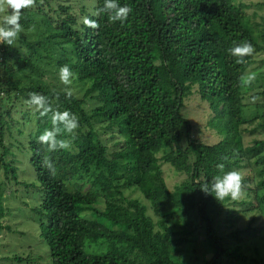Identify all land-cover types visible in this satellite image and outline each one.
<instances>
[{
	"label": "trees",
	"instance_id": "trees-1",
	"mask_svg": "<svg viewBox=\"0 0 264 264\" xmlns=\"http://www.w3.org/2000/svg\"><path fill=\"white\" fill-rule=\"evenodd\" d=\"M50 1L36 0V12ZM91 3V12L80 10L82 18L65 4L43 18L26 8L18 38L12 45L0 44L2 179L18 183L13 150L27 154L35 175L32 186L40 192L35 210L49 264H183L174 254L188 230L179 234L175 228L193 214L203 224L213 255L206 264H224L221 257L229 249L214 235L210 211L221 212L229 202L250 216L247 225L260 222L255 227L264 230V210L258 211L264 204V120L252 130L245 128L247 95L241 78L251 55L238 63L229 51L234 41H248L254 52L264 51L255 35L263 20L253 22L245 12L253 4L243 0H119L132 8L124 23L96 15L104 0ZM84 17L96 20L99 28L85 25ZM65 64L75 82L88 85L82 98H69L66 90L50 89L44 81L49 68L59 73ZM30 92L49 97L54 108L79 118L74 134L58 136L70 141L68 149L50 152L38 142L52 127L51 113L40 117L25 104ZM193 93L214 112L210 124L219 140L212 145L192 138V125L181 115L184 98ZM257 95L264 91L250 97ZM87 99L94 103L89 113L84 109ZM22 106L32 114L18 111ZM12 131L23 141L6 146L4 139ZM245 137L252 138L249 144ZM46 158L55 174L44 166ZM165 164L187 177L173 189L163 176ZM245 165L256 175L251 179L254 202L260 205L255 211L251 201L217 200L201 190L206 182L210 188L216 176ZM125 190H137L144 201L126 199ZM236 210L226 209L225 220H233ZM4 217L0 209V222ZM226 257V264H244L243 254ZM38 259L14 254L0 264H36Z\"/></svg>",
	"mask_w": 264,
	"mask_h": 264
},
{
	"label": "rangeland",
	"instance_id": "rangeland-1",
	"mask_svg": "<svg viewBox=\"0 0 264 264\" xmlns=\"http://www.w3.org/2000/svg\"><path fill=\"white\" fill-rule=\"evenodd\" d=\"M243 2L246 5L253 4V6H249L245 11L253 22L259 23L261 19L263 20L261 28L256 29L255 35L258 37L259 43L264 46V40H262L261 37L264 36V0H243ZM59 4L69 6L70 12L75 14L78 18H82V15L79 13L82 8H85L86 12L89 13L91 12L92 5L91 0H52L49 4L42 7L40 13L36 12L37 8L35 6L29 8L28 11H34L39 18H43L45 13L49 17L52 16V9L56 8ZM5 14L6 13H0V21H2ZM79 21H81V19ZM36 62L39 65L44 64L40 60ZM248 74H255L256 78L251 85H243L242 91L247 95V98L244 100L243 115L246 120L245 128L252 130L255 125L261 122L263 123L264 120V95H257L258 97L254 98L250 97L264 91V51L254 52L251 55V64L247 68L244 77ZM44 81L50 83V89L52 87L60 91L70 89L72 94L77 98H82L88 87V85L75 82L73 79L70 85H64L59 79V73L54 72L52 68H49V73L44 77ZM93 107L94 103L90 99H87L85 101V111L89 113V110ZM17 110H28V108L22 106L17 107ZM29 113L32 114L30 111ZM12 115H14V111ZM181 115L192 125L190 134L192 138L206 145H212L219 140L215 129L210 124L214 117V112L210 109L206 101L201 100L197 93H193L184 98ZM262 130L263 128H259L258 132ZM26 131H29V129H26ZM97 132L99 131L97 130ZM102 139L104 141H113L108 136H103ZM251 139V137H245V144H249ZM16 141L22 142L23 137L17 136L16 133L12 131L11 135H6L4 145L7 146ZM185 145L186 138L184 135L181 147L184 148ZM13 151L17 155L16 159H14V164L18 168V183L11 180H3L1 175L2 171H0V209L5 213L4 219L0 222L1 226L4 227L0 230V245L4 246L0 251V263L2 258L12 257L15 254L24 257L29 256V258L34 259L40 256L42 259H38L36 264H45L44 262L49 264L48 261L44 260V256L46 255L45 252L48 253V249L39 238V214L35 209L39 208L40 192L38 193L32 186L36 184L34 170L27 160V154L16 149ZM247 162V160L244 161L245 164H247ZM162 169L164 172V179L170 189H173L176 184L181 183L187 178L185 174L176 173L168 164L163 165ZM240 171L244 179L241 195L236 200L238 202L241 200L253 202L250 209L255 211V208H259L260 206L254 202L253 198L254 182L252 181L256 179V175L251 166L245 165ZM251 179L253 180L251 181ZM261 192L264 194V188L263 190L261 189ZM259 193L260 191L257 192V195ZM124 197L126 199L133 198L144 201V198L137 190H125ZM228 203L229 202L224 204L221 212H209V216L213 220L214 235L220 239L223 248L229 249L227 254L230 253L232 255L233 252L235 254H243L245 257L244 264H257L255 260L260 261L261 259L264 261V230L262 227L260 229L255 227V225L262 226V224L258 222L254 225L252 222L250 225H247V222L251 219L246 211H237V206H232ZM231 208L236 210V212L233 213L234 219H228V221H226L225 210H230ZM263 210L264 204L258 211L262 213ZM6 226L9 227V230L5 229ZM248 227H250V233L241 232L242 229ZM175 230L178 231L179 234H182L184 230H188V234L183 233L181 235L185 237L183 242L177 245L179 251L174 254L182 260L183 264H206L212 258V253H208L211 250L208 247V240H206L204 236L203 224L200 222L197 215L193 214L188 217V220L184 222L181 221V225L176 227ZM232 233H236V238L231 236ZM227 254L221 257V261L224 262V264L227 262ZM46 257L48 259L47 255ZM2 264L14 263H9L7 261V263L2 262Z\"/></svg>",
	"mask_w": 264,
	"mask_h": 264
},
{
	"label": "clouds",
	"instance_id": "clouds-1",
	"mask_svg": "<svg viewBox=\"0 0 264 264\" xmlns=\"http://www.w3.org/2000/svg\"><path fill=\"white\" fill-rule=\"evenodd\" d=\"M35 4L36 0H0V13H6L2 21H0V44L6 42L7 45H12L14 43L23 31L20 23L22 10L34 7ZM131 12L132 8L127 4L121 5L119 0H104L103 6L97 9L96 15L107 14L109 21L124 23ZM83 23L93 29L99 28L97 21L88 17L83 18ZM233 44L234 46L229 51L231 55L238 58V63H244V58L252 55L255 51L253 45L248 41H234ZM73 77L74 73L69 65L65 64L59 68V79L64 85H70ZM255 78V74H248L241 79L245 85H251ZM66 95L70 98L72 91L67 89ZM25 104L30 108H34L40 117L48 116L51 113L52 127L46 129L38 137V142L46 145L50 152L58 149H68L70 141L58 139V136L63 133L74 134L79 128V118L68 110L60 111L54 108L49 97L38 92H30L28 98L25 100ZM44 166L52 174H55V167L50 158L45 159ZM218 167L223 168V165H219ZM243 179L241 171L233 169L222 176H216L212 180L210 188L206 182L201 190L206 194H214L217 200H223L229 196L232 199H237L242 192Z\"/></svg>",
	"mask_w": 264,
	"mask_h": 264
}]
</instances>
